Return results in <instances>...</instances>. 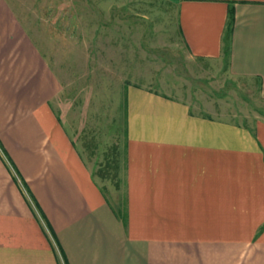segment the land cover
Returning <instances> with one entry per match:
<instances>
[{
  "label": "crops",
  "instance_id": "obj_1",
  "mask_svg": "<svg viewBox=\"0 0 264 264\" xmlns=\"http://www.w3.org/2000/svg\"><path fill=\"white\" fill-rule=\"evenodd\" d=\"M162 1L190 55L225 54L264 99V0ZM13 4L0 0V264H264V122L129 87L112 203L52 109L61 82Z\"/></svg>",
  "mask_w": 264,
  "mask_h": 264
},
{
  "label": "rangeland",
  "instance_id": "obj_2",
  "mask_svg": "<svg viewBox=\"0 0 264 264\" xmlns=\"http://www.w3.org/2000/svg\"><path fill=\"white\" fill-rule=\"evenodd\" d=\"M61 82L52 109L93 180L123 204L124 98L129 87L186 104L205 117L264 122L255 79L233 77L224 54L193 57L175 9L162 0H14Z\"/></svg>",
  "mask_w": 264,
  "mask_h": 264
}]
</instances>
